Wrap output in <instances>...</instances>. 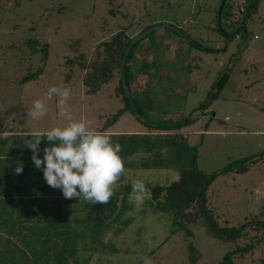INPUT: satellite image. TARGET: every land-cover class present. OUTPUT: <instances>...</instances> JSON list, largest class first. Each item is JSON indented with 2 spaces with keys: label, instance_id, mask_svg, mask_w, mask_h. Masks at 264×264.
Returning <instances> with one entry per match:
<instances>
[{
  "label": "rangeland",
  "instance_id": "374dc122",
  "mask_svg": "<svg viewBox=\"0 0 264 264\" xmlns=\"http://www.w3.org/2000/svg\"><path fill=\"white\" fill-rule=\"evenodd\" d=\"M219 2L0 0V132L35 133L63 126L66 120L56 115V97L46 100L48 112L40 120L27 116L32 102L46 99L52 86L69 87L73 117L99 130L122 104L115 93V77L94 95L85 92L82 77L89 71L87 66L82 68L85 60L91 61L96 46L120 28L134 36L146 25L157 24L155 33L144 38L136 51L135 65L130 66L132 93H147L140 102L146 121L165 123L189 116L191 123L179 134L196 147L197 170L215 174L205 200L219 227L264 221V27L259 21L264 0H257L258 15H251L243 30L230 39L216 29ZM228 2L221 17L222 29L227 28L226 12L227 18L237 16V3ZM160 24L181 30L200 48L187 46L181 34L162 29ZM253 35L258 40L253 41ZM45 42L47 56L41 63L40 49ZM140 61L145 66L139 71ZM223 73L227 81L211 101L212 86ZM200 105L205 106L203 111L196 110ZM146 131L130 112L121 114L105 130L109 134ZM243 160H247L245 171L236 172L233 166L231 171L219 173ZM128 173L125 171L131 184L142 179L145 184L163 186L176 179L174 171L138 170L131 177ZM130 202L132 211L122 218L132 221L117 233L107 232L105 247L91 254L88 264H143L141 257L150 258L152 264H215L248 242L244 238L219 242L202 220L186 227L190 235L182 229L172 231L170 214L151 213L144 209V202L142 206ZM261 259L264 247L255 246L251 253L235 256L231 262L260 264Z\"/></svg>",
  "mask_w": 264,
  "mask_h": 264
},
{
  "label": "trees",
  "instance_id": "16d2710c",
  "mask_svg": "<svg viewBox=\"0 0 264 264\" xmlns=\"http://www.w3.org/2000/svg\"><path fill=\"white\" fill-rule=\"evenodd\" d=\"M225 4L222 14L225 6L229 5L228 0ZM256 7L257 0H253L248 19L256 14ZM237 17L229 19L226 16L232 24L228 32L237 27L242 14L237 13ZM156 26L146 25L130 37L126 34L127 28H120L107 41L96 46L91 61L85 60L82 68L87 66L89 69L82 77L85 92L94 95L102 84L115 77V93L122 104L97 131L107 133L105 130L124 112H130L142 123L147 128L145 133L107 134L111 135L113 143L121 145L119 155L124 161L125 170L129 172L128 176L131 177L138 170L174 171L176 174V179L167 185L146 183L149 194L144 201V209L151 213L170 214L173 218L172 231L182 229L190 235L186 227L202 220L207 231L219 242L248 239L244 246L235 247L215 263L232 264L233 257L247 255L255 246L264 247V221L250 220L237 227H219L206 209L205 200L206 188L215 174L205 175L197 170L196 147L189 146L179 134L180 129L191 123L189 116L165 123L146 121L148 119L140 102L147 93L142 96L132 93L134 82L130 66L135 65L136 51L144 38L155 33ZM160 27L181 34L187 46L200 48L181 30L169 24H160ZM46 56L45 42L40 49L41 63ZM144 66V62L140 61L139 71ZM227 78V74L223 73L214 82L209 95L211 101L216 99ZM204 109V105L196 108L200 111ZM26 136L0 140V156L3 155L0 158V264H88L91 254L105 247L103 239L107 232L114 230L117 233L132 221L129 217L122 218L132 211L131 180L124 173L115 186V194L103 205L88 204L76 198L65 199L60 189L47 185L43 178V166H34L32 152L24 146L25 139H30ZM48 146L50 143L42 139L38 153L41 159L43 149ZM246 161L229 164L219 173L231 171L233 166L236 172H243L247 169ZM18 166L23 168L21 174L15 172ZM187 249L191 252L190 243H187ZM259 262L264 264V259Z\"/></svg>",
  "mask_w": 264,
  "mask_h": 264
},
{
  "label": "clouds",
  "instance_id": "9594fccd",
  "mask_svg": "<svg viewBox=\"0 0 264 264\" xmlns=\"http://www.w3.org/2000/svg\"><path fill=\"white\" fill-rule=\"evenodd\" d=\"M71 89L67 86L49 87L46 99H37L27 109V116L40 120L47 112L46 100L57 98V116L66 120L63 126H55L44 132L28 133L24 146L31 150V160L41 168L48 186L60 189L65 199L83 201L88 204H106L115 194V186L125 173L124 161L119 155L121 145L113 143L111 135L92 130L87 121L73 117L68 105ZM46 139L50 146L43 149V159L38 155L39 145ZM23 168H15L21 174ZM149 189L145 181L132 183L130 199L142 206ZM143 264H152L148 257H141Z\"/></svg>",
  "mask_w": 264,
  "mask_h": 264
},
{
  "label": "water",
  "instance_id": "95a60500",
  "mask_svg": "<svg viewBox=\"0 0 264 264\" xmlns=\"http://www.w3.org/2000/svg\"><path fill=\"white\" fill-rule=\"evenodd\" d=\"M253 0H248L247 1V6L246 8L243 10L242 12V17L240 19L239 24L237 25V27L231 31V32H226L224 29H222L221 27V15H222V10H223V6L226 2V0H220L218 8H217V13H216V29L218 31V33L225 39H230L234 36L237 35V33L240 31L241 28H243L246 24V21L248 20V13L251 7V2ZM197 46H199L197 44Z\"/></svg>",
  "mask_w": 264,
  "mask_h": 264
},
{
  "label": "crops",
  "instance_id": "0c3cea01",
  "mask_svg": "<svg viewBox=\"0 0 264 264\" xmlns=\"http://www.w3.org/2000/svg\"><path fill=\"white\" fill-rule=\"evenodd\" d=\"M217 3V2H216ZM216 3H215V6H216ZM215 6L213 7V8H215ZM217 6H218V4H217ZM213 10H215V9H213ZM263 11V10H262ZM256 14H257V7H256ZM258 15V14H257ZM226 16H227V12H226V15H225V18H226ZM222 17V16H221ZM262 18L260 19L259 17V21H260V27L261 26H263L264 27V14L261 16ZM232 18V17H231ZM239 17H235V19H238ZM230 19V18H229ZM229 19H225L226 20V26H227V28L226 29H224L226 32H228L229 31V25H232V24H230L229 23ZM133 35H135V34H133ZM254 36L255 35H253L252 36V40L253 41H256V40H258V38H256V39H254ZM130 37V36H129ZM159 46V45H158ZM28 133H30V132H25V131H21V132H18V131H12V130H8V131H3V132H0V140H8V139H10V138H12L13 136H26ZM259 133V132H258ZM135 134V133H134ZM136 134H138V133H136ZM8 138V139H7ZM1 157H3V155L2 156H0V158ZM217 262V261H216Z\"/></svg>",
  "mask_w": 264,
  "mask_h": 264
},
{
  "label": "built area",
  "instance_id": "2783aa9c",
  "mask_svg": "<svg viewBox=\"0 0 264 264\" xmlns=\"http://www.w3.org/2000/svg\"><path fill=\"white\" fill-rule=\"evenodd\" d=\"M234 2L237 3V13L238 14H242L243 10H244V4L246 0H232ZM254 39H256V36H254Z\"/></svg>",
  "mask_w": 264,
  "mask_h": 264
}]
</instances>
